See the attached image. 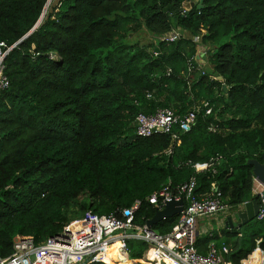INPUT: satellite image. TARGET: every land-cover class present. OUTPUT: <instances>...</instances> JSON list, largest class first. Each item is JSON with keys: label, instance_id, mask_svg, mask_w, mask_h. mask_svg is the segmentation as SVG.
I'll return each instance as SVG.
<instances>
[{"label": "trees", "instance_id": "16d2710c", "mask_svg": "<svg viewBox=\"0 0 264 264\" xmlns=\"http://www.w3.org/2000/svg\"><path fill=\"white\" fill-rule=\"evenodd\" d=\"M46 2L0 0V42L11 46L0 93V257L15 237L41 243L88 210L108 215L136 199L143 225L156 212L147 198L191 177L197 192L218 187L230 211L259 200L248 160L264 153V0H203L200 9L198 0H58L37 24ZM141 28L152 42L129 39ZM176 29L180 38L161 39ZM196 36L210 69L187 78ZM195 105L190 129H173L178 145L172 133L136 136L138 113L183 115ZM175 222L152 228L167 234ZM209 243L227 246L232 264L259 263L264 218L196 245L205 253ZM146 248L129 239L124 255L115 245L90 264H146Z\"/></svg>", "mask_w": 264, "mask_h": 264}, {"label": "built area", "instance_id": "2783aa9c", "mask_svg": "<svg viewBox=\"0 0 264 264\" xmlns=\"http://www.w3.org/2000/svg\"><path fill=\"white\" fill-rule=\"evenodd\" d=\"M180 37L181 33L176 29L163 35L161 39L174 41ZM193 40L198 45L195 55L187 60V78L195 71L203 72L206 63L207 49L200 44L201 37L196 36ZM10 49L11 46L7 47L4 42H0V93L9 86V78L5 74V56ZM200 107L195 105L183 115L176 114L170 108H158L153 113H138L135 117V134L146 137L154 133H172V138L178 145V133L173 129L178 126L185 131L189 130ZM202 107L206 114L212 110L208 101H203ZM167 152H172V149L169 148ZM220 157L217 155L210 158L207 168L215 170ZM201 169L197 168V171ZM260 187L257 193V219L264 218V185L260 184ZM195 188L196 179L191 177L175 190L166 185L147 198L156 210L162 209L167 201H183L184 208L176 214V222L167 234L157 233L147 223L139 225L134 222L135 213L142 204L141 199H136L130 206L108 215H97L88 210L81 218L65 225L60 233L41 243H36L31 237H15L12 253L7 257H0V264H90L94 261H105L103 253L115 244L118 245L119 253L124 255L128 251L129 239L147 244L141 256V261L146 264H232L223 256L227 252V246L223 245L219 249L215 244L209 243L207 251L201 253L196 245L200 220L219 214L226 218L230 206L224 202L222 191L218 187L213 185L206 192H197ZM242 207L243 205L237 207L235 211H241ZM256 249L261 252V260L256 264H264L263 250Z\"/></svg>", "mask_w": 264, "mask_h": 264}, {"label": "water", "instance_id": "95a60500", "mask_svg": "<svg viewBox=\"0 0 264 264\" xmlns=\"http://www.w3.org/2000/svg\"><path fill=\"white\" fill-rule=\"evenodd\" d=\"M49 0H47L48 2ZM46 2V3H47ZM203 0H198L197 8L200 9L202 7ZM194 2L186 1L183 6L186 10H188ZM42 20V15L40 16L37 24ZM36 24V25H37ZM26 34L24 37L28 36ZM157 50V49H156ZM219 80H222V77H218ZM248 164L252 165V172L254 174V179L257 180L260 184L264 185V153L261 155V161L257 159H249ZM184 204L182 200L175 201L170 200L167 201L164 207L160 210H156L153 218L147 221V225L152 227V225L162 219L172 217L178 214L181 210H183ZM259 211V201L255 198L252 200L245 201L243 203V208L241 211L237 213V218L234 220L232 215H228L225 218L224 227L226 229L236 227L240 228L243 224L256 219Z\"/></svg>", "mask_w": 264, "mask_h": 264}, {"label": "rangeland", "instance_id": "374dc122", "mask_svg": "<svg viewBox=\"0 0 264 264\" xmlns=\"http://www.w3.org/2000/svg\"><path fill=\"white\" fill-rule=\"evenodd\" d=\"M58 0H50L48 5H47V9L45 11V14L44 16L42 17V19L47 15V13L56 5ZM129 39L130 40H133V41H138L140 43H143V44H148L150 42H152L153 40V36L144 28H141L139 31H137L136 33H133L129 36ZM210 69V64L208 61H206V63L204 64L203 66V70H208ZM254 182L257 183V181L254 180ZM84 196H80L78 198V200H81L83 199ZM237 211H230L228 210L227 211V216L228 215H232V218L234 220H236L237 218ZM224 222H225V217L222 216V214H219V215H216V216H213V217H209L207 219H204V220H200L199 224H198V231L200 232H213V230H218L219 226L221 225H224ZM212 225V227H211ZM220 231V230H219ZM118 233V232H116ZM201 236V235H199ZM122 257V256H121ZM116 260H119L116 258Z\"/></svg>", "mask_w": 264, "mask_h": 264}, {"label": "crops", "instance_id": "0c3cea01", "mask_svg": "<svg viewBox=\"0 0 264 264\" xmlns=\"http://www.w3.org/2000/svg\"><path fill=\"white\" fill-rule=\"evenodd\" d=\"M260 184H259V182H254V186H253V192L254 193H258L259 192V190H260ZM243 208V207H242ZM242 210V209H241ZM211 227H212V225H211ZM225 227H224V225H221V226H219V228H218V230H213V231H219L220 233H222V230L224 229ZM226 229V228H225ZM211 232H207V233H205L204 231L203 232H200L199 231V234L198 235H204V234H210ZM251 264H254V262H251Z\"/></svg>", "mask_w": 264, "mask_h": 264}, {"label": "bare ground", "instance_id": "6f19581e", "mask_svg": "<svg viewBox=\"0 0 264 264\" xmlns=\"http://www.w3.org/2000/svg\"><path fill=\"white\" fill-rule=\"evenodd\" d=\"M49 1H50V0H49ZM49 1L47 2L46 6H45V8H44V10H43L42 17L44 16V12L46 11V8H47V5H48ZM115 245H117V244H115Z\"/></svg>", "mask_w": 264, "mask_h": 264}, {"label": "clouds", "instance_id": "9594fccd", "mask_svg": "<svg viewBox=\"0 0 264 264\" xmlns=\"http://www.w3.org/2000/svg\"><path fill=\"white\" fill-rule=\"evenodd\" d=\"M254 180H255V179H254ZM237 213H238V212H237ZM237 213H236V214H237Z\"/></svg>", "mask_w": 264, "mask_h": 264}]
</instances>
